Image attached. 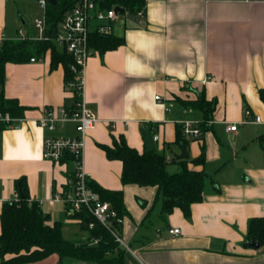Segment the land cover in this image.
Instances as JSON below:
<instances>
[{
  "label": "crops",
  "instance_id": "0c3cea01",
  "mask_svg": "<svg viewBox=\"0 0 264 264\" xmlns=\"http://www.w3.org/2000/svg\"><path fill=\"white\" fill-rule=\"evenodd\" d=\"M11 1L0 0V40L11 32ZM146 5L139 24L128 18L115 22L113 33L125 44L105 53L94 50L84 71V99L99 118L86 137L84 166L91 181L123 191L128 212L123 238L130 248L124 264H264L262 249L243 245L249 221L264 217V124L253 120L259 115L264 121V0H148ZM24 33L18 29L14 40L39 35ZM33 58L35 62L8 63L0 85V95L27 108L15 123L19 128L0 124V216L6 203L18 200V182L24 180L31 199L40 202L51 224L63 222L65 233L79 223L54 196L63 193L74 165L45 159L43 145L46 138L78 133L72 122L50 132L37 121L46 109L71 108L74 94L63 65L51 69L50 52ZM199 95L216 102L212 130L187 145L191 158L205 152L204 200L192 206L190 218L175 209L163 221L158 187L123 185V163L108 159L99 145L111 146L113 136L124 135L142 153V128L156 125L155 147L170 161L181 150L176 144L179 125L204 119L202 111L182 101ZM245 109L253 114L248 124H242ZM228 124H238L237 131L226 132ZM169 150L174 153L166 154ZM170 167L172 172L180 169L174 163ZM172 228L182 233L170 235ZM62 263L52 255L33 264Z\"/></svg>",
  "mask_w": 264,
  "mask_h": 264
},
{
  "label": "trees",
  "instance_id": "16d2710c",
  "mask_svg": "<svg viewBox=\"0 0 264 264\" xmlns=\"http://www.w3.org/2000/svg\"><path fill=\"white\" fill-rule=\"evenodd\" d=\"M41 1V0H39ZM46 1L45 18L46 30L44 35L50 40L19 39L3 40L0 46V85L5 83V69L8 63H25L31 58H44L48 52L51 54V69L63 65L65 69L66 85L76 83L77 73L73 71L74 58L62 47L59 48L52 39L58 32L59 24L64 15L73 9L80 0H57L53 6L50 0ZM101 9L109 10L114 6H120L127 13L137 16L138 12H146L145 0H96ZM125 44L123 37L112 33L101 35L97 31L90 34L89 46L100 53L113 51ZM260 96L264 102V90ZM78 99L77 92L74 95V104ZM185 106L202 111L203 121L199 122L204 133L212 130L208 123L213 120V112L216 108L214 100H207L204 95H199L196 100H182ZM74 105L71 107L73 108ZM27 108L21 106L15 99H8L4 94L0 95V113H9L14 118H23ZM179 133L176 144L186 146L190 142L183 135L182 126L179 125ZM150 129L151 133H157L156 125H146L143 133ZM110 160H119L123 163L121 181L123 185L135 184L142 187H158L161 194L162 208L160 218H167L175 209H180L186 218L192 215V206L203 202L207 174L204 169L206 164L205 152L198 158H190L188 161H177L174 157L169 161L164 153L155 147L152 151L140 153L131 147L124 135L116 138L113 136L112 145H99ZM169 146L167 145V148ZM62 161L71 162L72 157L67 156ZM61 161V162H62ZM178 164L179 171L169 170L170 165ZM203 167L198 170L192 168ZM90 190L103 202H109L112 210L119 217L128 215L124 203L123 191H112L101 187L93 181H89ZM19 200L6 203L1 213L0 226V264H33L57 255L62 259H73L85 264H124L129 251L122 247L110 230L104 227L87 210L71 214L67 207V213L72 219H81L80 227L88 233L87 242H75L64 236L65 224L63 222L50 223L51 217L46 215L39 201L30 197L24 180L18 182ZM68 190V186L63 192ZM150 216L147 217L149 220ZM93 223L94 227L89 228ZM115 228L123 237V223L112 221ZM93 240H98L95 244ZM251 242H257L264 251V217H255L249 221L248 233L243 245L251 247Z\"/></svg>",
  "mask_w": 264,
  "mask_h": 264
},
{
  "label": "built area",
  "instance_id": "2783aa9c",
  "mask_svg": "<svg viewBox=\"0 0 264 264\" xmlns=\"http://www.w3.org/2000/svg\"><path fill=\"white\" fill-rule=\"evenodd\" d=\"M145 2L147 4L148 0H145ZM40 3L45 9L46 1L41 0ZM116 7L120 6H114L106 10L99 8L96 0H80L78 5L64 15L59 24L58 32L52 41L60 45V47L65 49L74 58L72 69L77 73V81L74 84L71 83L67 85V87L74 95L77 92L78 99L73 108L62 107L46 109L37 123L41 129L55 132L60 124L72 122L75 123L78 133V136L73 138L49 137L44 141L43 157L45 159L53 162H61L69 155L72 157L71 162L74 165V169L67 183L68 190L63 193H56L54 199L63 202L66 207H68L71 214L80 213L83 210L89 211L100 224L110 230L122 247L130 251L129 245L125 242L124 238L115 228H112L113 220L121 224L125 219L119 217L118 214L112 210V206L109 202L101 201L99 197L90 190V176L86 172L84 166L86 137L99 122L97 114L87 106L84 99V71L88 59L93 55L94 51L89 46L90 34L93 31H97L101 35H111L113 33V26L115 22L119 20L120 15L127 18V14H129L127 12L117 13L115 11ZM144 15L145 12L140 11L136 17L139 18L141 22ZM92 21L96 22L97 25L93 27L91 25ZM34 26L39 34L35 39L41 41L50 40L49 37L44 35L46 30L45 17L44 19H36ZM21 39H26V37H22ZM2 41L3 39L0 40V42ZM31 61L35 62L36 58H31ZM155 98L161 103L164 102L161 96H156ZM163 104L165 105L166 111H170L169 105L165 102ZM244 114L245 119L242 124L251 123V118L253 117L251 110L245 109ZM21 120L22 118H14L9 113H0V124L19 128L15 123ZM253 120L254 123L264 124V121L259 115H256ZM208 124L212 125L213 121H210ZM181 126L183 135L187 139H200L204 134L198 122L186 120L181 123ZM237 129L238 124H228L225 128L228 133L235 132ZM153 141L155 143L159 141L157 133L153 135ZM75 220L79 224L82 223L81 219ZM93 227L94 224L90 223L89 228ZM181 233L182 231L178 228L169 229L170 235L178 236ZM97 242L98 240H93V243L96 244Z\"/></svg>",
  "mask_w": 264,
  "mask_h": 264
},
{
  "label": "rangeland",
  "instance_id": "374dc122",
  "mask_svg": "<svg viewBox=\"0 0 264 264\" xmlns=\"http://www.w3.org/2000/svg\"><path fill=\"white\" fill-rule=\"evenodd\" d=\"M8 11V26L7 28L11 30L10 34H7V40H14L17 37L18 29H23L25 31L24 36H28V32L30 31L32 34L35 33L38 35V31L33 30L34 22L36 19H44L45 17V9L41 5L39 0H13L9 4ZM123 15H120V20L124 19ZM119 25V23H118ZM35 27V26H34ZM12 35V36H9ZM60 48V45H58ZM157 149L162 152L158 147ZM165 154V152H162ZM174 153V151H167L166 154L170 155ZM171 168V167H170ZM155 222V221H154ZM155 224L151 225V230H153ZM69 232H65L64 235L67 239L75 241V242H87L88 233L81 229L79 226H71L68 228ZM78 231L77 234H74ZM74 232V233H73ZM86 237V238H85ZM62 264H80L78 261L73 259H63Z\"/></svg>",
  "mask_w": 264,
  "mask_h": 264
},
{
  "label": "water",
  "instance_id": "95a60500",
  "mask_svg": "<svg viewBox=\"0 0 264 264\" xmlns=\"http://www.w3.org/2000/svg\"><path fill=\"white\" fill-rule=\"evenodd\" d=\"M50 3L53 6H56L58 4L57 0H50ZM115 11L117 13L118 12L126 13V10L124 8H122V7H116ZM127 18H128V20H130L131 22H134L136 24L140 23V19L137 18L136 16L132 15V14H127ZM144 135H145V150L146 151L154 150L155 149V142L153 141V134L151 133L150 129L147 128V130L145 131ZM174 158L177 161H188L191 158L190 153L188 151V148H187V146L185 144L181 145L180 152L175 153L174 154ZM250 245H251L252 248H255L257 250L261 249V245L259 243H257V242H251ZM79 263L80 264H85V263H82V262H79Z\"/></svg>",
  "mask_w": 264,
  "mask_h": 264
}]
</instances>
